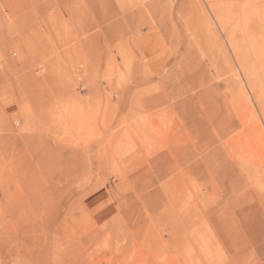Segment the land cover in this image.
<instances>
[{"label":"rangeland","instance_id":"rangeland-1","mask_svg":"<svg viewBox=\"0 0 264 264\" xmlns=\"http://www.w3.org/2000/svg\"><path fill=\"white\" fill-rule=\"evenodd\" d=\"M0 264H264V0H0Z\"/></svg>","mask_w":264,"mask_h":264}]
</instances>
